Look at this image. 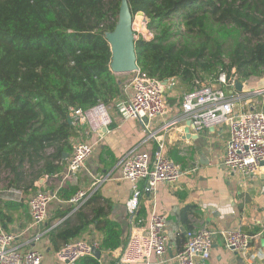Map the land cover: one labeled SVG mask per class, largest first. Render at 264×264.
<instances>
[{
  "label": "trees",
  "instance_id": "obj_1",
  "mask_svg": "<svg viewBox=\"0 0 264 264\" xmlns=\"http://www.w3.org/2000/svg\"><path fill=\"white\" fill-rule=\"evenodd\" d=\"M128 2L134 17L146 15L154 33L136 40L138 65L148 75L192 89L200 87L198 80L221 73L242 83L264 78V0ZM120 5L121 0H0V178L6 176V190L24 193L21 202L0 193L4 229L11 230V210L26 208L41 178L63 171V156L72 152V138L79 135L80 127L69 122L72 110L120 99L122 85L111 69L106 39ZM77 192L61 187L57 195L71 200ZM92 201L93 196L79 208L55 212L52 219L64 220L44 228L55 251L93 231L100 234L101 251L111 253L124 244L120 224L108 218L105 207L85 210ZM189 212L180 211L188 229ZM144 215L140 202L137 219L145 222ZM175 228L167 234L179 244ZM74 264L102 262L88 255ZM108 264H117L116 259Z\"/></svg>",
  "mask_w": 264,
  "mask_h": 264
},
{
  "label": "crops",
  "instance_id": "obj_2",
  "mask_svg": "<svg viewBox=\"0 0 264 264\" xmlns=\"http://www.w3.org/2000/svg\"><path fill=\"white\" fill-rule=\"evenodd\" d=\"M118 75L124 83L130 79L132 72ZM208 81H212L214 86L219 85L215 79ZM191 90L195 89L179 84L173 87L168 83L166 95L167 101L169 99V103L167 102L169 112L154 119L150 130H146L141 121L125 118L119 112L118 103L126 98L124 92L113 105L114 107H109L112 123L102 133L103 137L100 138L98 134L89 132L86 126L80 127L79 135L72 138V143L74 145L79 140L92 142L93 154L83 168L69 175L67 163L71 152L61 173L39 180V190L55 194L49 203L50 221L47 219L39 229L26 231L19 241L26 248L43 251V264H59L57 252L49 245L45 235H39V231L47 227L49 222L55 227L64 220V218L52 219L58 209L79 207L71 200L60 199L57 195L58 190L61 187L78 188V191L95 189L89 197L90 199L93 196V201L85 210L91 213L92 207L103 206L107 209L108 218L120 224L124 244L111 253L102 251L100 258L102 264H108L112 259H116L117 263L133 225L127 206L133 194L132 184L122 178L118 162L132 148H140L148 152L161 148L167 157L181 165L183 175L176 182L159 183L151 192H143L140 202L146 222L152 211L156 210L166 216L167 232L176 225L175 230H180V233L174 232L173 236L179 235L181 238L178 244L169 237L170 246L165 256L166 262L159 263V257L152 254L148 260L149 264H177L172 257L184 247L186 233L202 227L257 232L253 234L255 239L250 249L251 253H255V258L241 256L238 252L229 249L225 245L224 237L217 233L213 238L210 258L205 264H264V173L249 177L238 172L232 173L224 166L225 147L230 137V129L226 124L199 132H195L190 125L191 136H187L185 129L191 118L183 110L182 104L184 95ZM225 90L229 96L239 97L236 98L238 106L251 107L261 98L258 92H264V78H251L243 82L242 92H239L236 86L226 87ZM144 185L143 181L139 182L142 189ZM8 190L4 191L3 198L14 200L13 194ZM24 204L26 208L11 210L15 219L10 226L11 230L25 229L31 221L28 203L25 201ZM184 208L190 209L187 215L189 229L180 219V211ZM92 228L94 229V226ZM84 236L89 237L90 240L100 238V234L95 231Z\"/></svg>",
  "mask_w": 264,
  "mask_h": 264
},
{
  "label": "built area",
  "instance_id": "obj_3",
  "mask_svg": "<svg viewBox=\"0 0 264 264\" xmlns=\"http://www.w3.org/2000/svg\"><path fill=\"white\" fill-rule=\"evenodd\" d=\"M148 34L149 38L142 36L146 39L154 36L151 31ZM236 80L228 78L226 73H221L215 79L218 86H214L212 81L198 80L197 84L200 87L184 95L182 106L185 113L190 116L191 126L195 132L222 124L229 127L230 137L225 147L223 164L232 173L238 172L250 177L264 173V92H258L261 98L251 107H240L236 101L239 97L229 96L225 90L226 87H235ZM164 82L141 69L133 71L130 79L121 82L122 92L126 98L118 103L119 112L125 118L141 121L145 129L150 130L154 119L169 112L167 85ZM71 117L77 127L86 126L89 132L98 134L100 138L112 123L109 106L104 103L86 109L74 108ZM145 118L147 121H144ZM93 152L92 142L76 141L68 158L67 173L69 175L77 173L85 166ZM118 166L122 178L132 184L133 194L127 206L133 225L117 264L138 262L149 264L148 260L152 254L159 257V263H164L170 246L166 216L153 210L149 220L143 222L142 219H137V210L143 192H151L159 183L178 181L183 175L182 167L167 157L161 148L154 152L132 148L120 158ZM140 181L145 183L143 189L139 186ZM8 191L13 194L14 200L21 202L24 199L21 190ZM94 192L95 189H80L71 202L80 207ZM54 197L53 192L44 190H38L30 195L28 205L32 220L25 226L26 228L24 227L25 229L6 230L0 225V264H43L44 252L26 248L19 239L26 231L39 229L47 221L49 203ZM45 233V230L40 229L39 235L44 236ZM217 233L224 237L225 245L229 249L241 256L255 258V253L250 252L255 235L240 229L217 230L202 227L186 233L184 247L172 257V260L177 264H205L210 258L213 238ZM94 248L100 249V242L83 236L62 246L56 251V257L59 264H74L85 256H94Z\"/></svg>",
  "mask_w": 264,
  "mask_h": 264
},
{
  "label": "water",
  "instance_id": "obj_4",
  "mask_svg": "<svg viewBox=\"0 0 264 264\" xmlns=\"http://www.w3.org/2000/svg\"><path fill=\"white\" fill-rule=\"evenodd\" d=\"M106 39L111 46L112 60L110 66L114 73H131L140 69L136 53L137 39L134 33V16L128 0H121L117 23L112 31L106 32ZM164 83L167 85V80ZM235 85L239 92L243 91L242 82L236 80ZM144 121H147V119L145 118ZM69 122H72L71 118H69ZM191 122V120L188 122V127L185 129L188 137L191 136ZM68 156L69 154L65 153L63 161H65ZM93 252L95 257L101 258L102 251L99 248H94Z\"/></svg>",
  "mask_w": 264,
  "mask_h": 264
},
{
  "label": "rangeland",
  "instance_id": "obj_5",
  "mask_svg": "<svg viewBox=\"0 0 264 264\" xmlns=\"http://www.w3.org/2000/svg\"><path fill=\"white\" fill-rule=\"evenodd\" d=\"M175 17H176L175 19H178L177 16H175ZM147 24H148V18L146 17L145 14L139 13L134 17V33H135L136 38H138L139 35H145L149 38L148 32L150 30L147 28ZM119 78L121 81V76H119ZM113 105L114 104L110 105L109 107L113 108L114 107ZM5 177H6L5 175H2L0 178L1 179V182H0V193L1 194H4L5 193L4 191L6 190V188H5L6 181L4 179ZM49 206H50V204H49ZM48 220H49V218H48Z\"/></svg>",
  "mask_w": 264,
  "mask_h": 264
}]
</instances>
